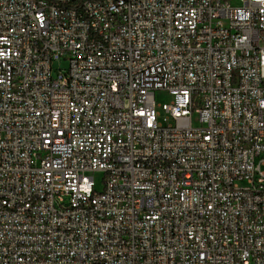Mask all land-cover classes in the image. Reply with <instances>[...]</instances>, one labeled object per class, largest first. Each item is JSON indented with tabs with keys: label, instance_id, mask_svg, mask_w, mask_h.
Wrapping results in <instances>:
<instances>
[{
	"label": "built area",
	"instance_id": "built-area-1",
	"mask_svg": "<svg viewBox=\"0 0 264 264\" xmlns=\"http://www.w3.org/2000/svg\"><path fill=\"white\" fill-rule=\"evenodd\" d=\"M0 264H264V0H0Z\"/></svg>",
	"mask_w": 264,
	"mask_h": 264
},
{
	"label": "rangeland",
	"instance_id": "rangeland-1",
	"mask_svg": "<svg viewBox=\"0 0 264 264\" xmlns=\"http://www.w3.org/2000/svg\"><path fill=\"white\" fill-rule=\"evenodd\" d=\"M58 67V65H56V68ZM155 100H156V104L159 106L157 108V111L159 113V124H161L163 127H167L169 125H175V122L168 118V114L164 111V109L162 108L163 105H168L173 101V97L166 91H157L155 93ZM193 124L195 127H199L200 126V120H199V116L195 115L193 117ZM93 178L95 179L96 182V189L97 191L101 192L104 188V173L102 172H95L92 173Z\"/></svg>",
	"mask_w": 264,
	"mask_h": 264
}]
</instances>
